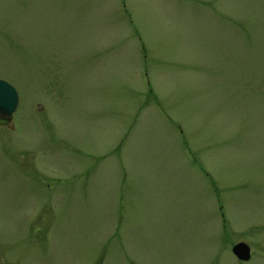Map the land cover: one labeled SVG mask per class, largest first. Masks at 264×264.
I'll return each instance as SVG.
<instances>
[{
	"label": "rangeland",
	"instance_id": "obj_1",
	"mask_svg": "<svg viewBox=\"0 0 264 264\" xmlns=\"http://www.w3.org/2000/svg\"><path fill=\"white\" fill-rule=\"evenodd\" d=\"M0 78V264H264V0H0Z\"/></svg>",
	"mask_w": 264,
	"mask_h": 264
},
{
	"label": "water",
	"instance_id": "obj_2",
	"mask_svg": "<svg viewBox=\"0 0 264 264\" xmlns=\"http://www.w3.org/2000/svg\"><path fill=\"white\" fill-rule=\"evenodd\" d=\"M17 104L18 93L15 87L7 80L0 78V117L9 121ZM231 252L238 260L247 261L250 258L249 246L241 241L232 245Z\"/></svg>",
	"mask_w": 264,
	"mask_h": 264
},
{
	"label": "flooded vegetation",
	"instance_id": "obj_3",
	"mask_svg": "<svg viewBox=\"0 0 264 264\" xmlns=\"http://www.w3.org/2000/svg\"><path fill=\"white\" fill-rule=\"evenodd\" d=\"M2 122L5 123V122H8V121H6V120H4L3 118L0 117V123H2Z\"/></svg>",
	"mask_w": 264,
	"mask_h": 264
}]
</instances>
